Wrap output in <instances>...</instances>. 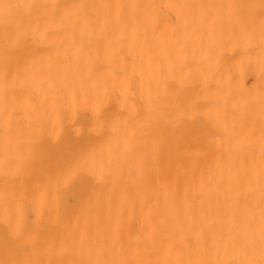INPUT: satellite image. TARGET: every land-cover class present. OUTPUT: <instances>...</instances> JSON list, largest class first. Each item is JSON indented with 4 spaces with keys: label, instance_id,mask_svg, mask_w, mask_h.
<instances>
[{
    "label": "snow or ice",
    "instance_id": "snow-or-ice-1",
    "mask_svg": "<svg viewBox=\"0 0 264 264\" xmlns=\"http://www.w3.org/2000/svg\"><path fill=\"white\" fill-rule=\"evenodd\" d=\"M0 42V264H264V0H0ZM205 61L255 65V95L213 89ZM161 78L204 88L151 137Z\"/></svg>",
    "mask_w": 264,
    "mask_h": 264
},
{
    "label": "bare ground",
    "instance_id": "bare-ground-1",
    "mask_svg": "<svg viewBox=\"0 0 264 264\" xmlns=\"http://www.w3.org/2000/svg\"><path fill=\"white\" fill-rule=\"evenodd\" d=\"M45 3H61V4H100V3H168V2H177V3H226L229 0H42ZM248 2L259 3V0H248ZM171 19L169 18L166 21H162L158 30V37L162 33L164 38L169 42L172 40V32L169 28ZM173 47H175L173 45ZM41 55H46V53H41ZM4 63L3 55V43L0 42V76H2V69ZM203 72L202 77H206L209 85L214 89L216 87L217 81H222V86L225 91L231 90L234 97H246L250 93L255 95L256 90L259 88L261 83L259 69L255 65H248L247 63L241 64L238 61H233L230 64L225 65L221 63L216 65L214 62L205 61L201 65ZM176 76H179L180 73H175ZM168 87V91L165 92V88ZM159 92L161 95V103L158 106L157 110L152 114L151 122L146 123L144 126V131L148 132L151 137H158L160 133L168 128L166 120L162 118L164 113H173L174 111H182L184 108L188 107L190 102L195 101L202 93L204 88L203 80L197 83L193 88L185 89L183 92L176 94V88L178 85H173L171 83H165L164 79L161 78L159 81ZM134 100L139 102L140 98L137 94L133 97ZM132 101L130 100L129 103ZM114 112L119 113L120 109L115 106V101L113 104ZM126 115V113H125ZM88 125L84 130V135L87 137L89 134L94 135L95 133L91 132V119L89 118L86 121ZM0 125H2V117H0ZM131 135V130H129ZM3 131L0 127V145H2ZM119 139V136H117ZM137 139H140L139 135ZM63 149L55 146V143L47 145L41 153L37 156L35 161V166L37 169L49 167L54 165L55 160L62 154ZM215 160L211 156H205L201 158L199 167L203 172L204 178H207L209 171L215 167ZM174 168H178L180 175L183 177L185 169L183 167V161H177L174 164ZM190 179L199 184L201 179V171H198L195 175H190ZM0 185H2V180H0ZM3 203L0 201V219L3 217ZM140 224L133 222L134 230H138Z\"/></svg>",
    "mask_w": 264,
    "mask_h": 264
}]
</instances>
